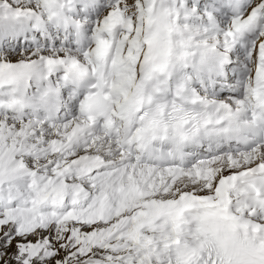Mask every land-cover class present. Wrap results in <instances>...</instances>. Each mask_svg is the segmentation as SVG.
Returning a JSON list of instances; mask_svg holds the SVG:
<instances>
[{
    "label": "snow or ice",
    "instance_id": "obj_1",
    "mask_svg": "<svg viewBox=\"0 0 264 264\" xmlns=\"http://www.w3.org/2000/svg\"><path fill=\"white\" fill-rule=\"evenodd\" d=\"M0 264H264V0H0Z\"/></svg>",
    "mask_w": 264,
    "mask_h": 264
}]
</instances>
